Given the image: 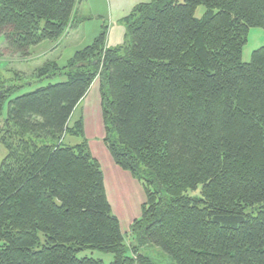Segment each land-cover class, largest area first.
<instances>
[{"label":"trees","instance_id":"trees-1","mask_svg":"<svg viewBox=\"0 0 264 264\" xmlns=\"http://www.w3.org/2000/svg\"><path fill=\"white\" fill-rule=\"evenodd\" d=\"M79 3L0 0V35L27 54L61 39ZM122 21L128 43L107 46L106 26L65 65L37 68L63 82L11 99L0 80V264H106L87 249L161 264L141 252L152 246L172 264H264V46L243 61L264 0H150ZM97 80L104 144L145 194L133 247L84 118L69 125ZM69 133L84 140L67 144Z\"/></svg>","mask_w":264,"mask_h":264},{"label":"rangeland","instance_id":"rangeland-1","mask_svg":"<svg viewBox=\"0 0 264 264\" xmlns=\"http://www.w3.org/2000/svg\"><path fill=\"white\" fill-rule=\"evenodd\" d=\"M92 1L93 0H89V2L86 1L83 2L84 7L91 6ZM115 1L117 0H114L112 3H110L108 0H103V1L98 0L97 2L95 1V4L99 7V10L102 12L101 13L102 17L84 21L83 24L78 26L79 28L77 29V31L73 33L71 32L69 38H65L60 42L54 43V41L46 40L38 45L31 47L30 48L32 49L31 54L29 53L21 54L16 49L9 48L7 46V41L5 36L0 35V80L5 81V83L9 85V87L17 88L16 91L12 94L11 99L19 95H22L24 93L36 90L41 86H46L50 83H58L65 81L66 76H64L63 74H55L53 76L50 77L48 76L41 79L37 73L38 71L37 68L43 66V64L48 60H56L60 63V65H65L68 62V60L73 56V54L76 52V50L92 43L94 39L97 37V35L102 30H104L103 27L105 28L107 26L106 29L107 46L108 45L116 46L118 44H123V41H125L123 31H125L127 28H126V24L118 18L121 16L123 10H126V7H124V9L121 11L116 10ZM135 1H139L140 3V2H149L150 0H135ZM124 12H128V11H124ZM205 12H206V7L204 5H201L197 8L196 15L198 17H203ZM76 33H78V35H81L84 41L81 45L79 44L77 46H75L73 42L70 40L72 35L74 34L76 35ZM261 46H264V29L252 28L249 34L248 43L244 47L243 61L250 62L253 52L256 49L260 48ZM34 54L41 55L39 61L36 60V58L39 57L37 55H35L32 60H29L27 62L21 61L24 57ZM94 85H96L99 88V81L97 80ZM8 104L9 102L6 103L3 117L2 119H0V138L2 135H4L3 120H5L7 116ZM97 107L98 106H95L94 109L91 111L85 108V104H81L78 108H76V110H74L69 121V125L72 127L82 117L84 118V121L85 119L86 121L87 119L89 120L88 132L86 133L85 131L84 138L89 141L90 149L93 150L95 154H98L96 150V144H98L100 141L104 144V137H105L104 124L102 125L103 129H102L101 137H99L100 136L98 134L99 131L98 128L96 127V123L98 122V119L96 118ZM90 113L92 114V117L90 116ZM90 120H92V123ZM84 126H85V122H84ZM84 138L82 136H77L69 133L65 137L64 141L67 144L75 145L82 142ZM7 153H8L7 148L4 146L3 143H1L0 140V165L3 159L6 157ZM98 156L102 158L103 160L102 162L105 165H107V161L105 160V155L103 157V155L99 153ZM137 183L139 184L138 187L141 188L142 187L141 183L139 181H137ZM112 186L114 190L113 193L117 197L118 204L120 205L119 208L123 209V212L127 214V216H124L122 218L120 217L123 224V230L128 232L126 237V244L129 247H133L137 245L138 242L134 238V235H132L129 232V226L131 222L134 220V218L139 217L141 214L140 204L143 201L140 200L139 189L138 188L135 189L133 183L120 177L119 172H118V178H113ZM189 193L195 195L197 191L194 190V191H190ZM141 252L147 255H151V257H153L154 260H156L161 264H172L171 260L165 254V252L157 246H152L150 248H146L145 250L144 248H142ZM79 256L80 257L90 256L96 259H101L106 264H111L114 261V255L112 253H107L105 251L98 249L84 250L81 253H79Z\"/></svg>","mask_w":264,"mask_h":264},{"label":"crops","instance_id":"crops-1","mask_svg":"<svg viewBox=\"0 0 264 264\" xmlns=\"http://www.w3.org/2000/svg\"><path fill=\"white\" fill-rule=\"evenodd\" d=\"M81 2L78 4V6L76 7V10H75V13H74V24H73V27H71L70 29L67 30V32L64 34V36L59 39L58 41L54 42V43H57V42H60L61 40L65 39V38H69L70 37V33L72 32H75L77 31V29L79 28L78 26L83 24L84 21H87V20H91V19H94V18H100L102 17V12L99 10V7L95 4V1L97 2L98 0H93L92 3H91V6H86L84 7V3L83 2H89V0H80ZM83 1V2H82ZM103 1V0H101ZM110 3H112L114 0H108ZM115 8L116 10H123L124 7H126V10H123L121 16L118 18L120 20H122L125 16H127L128 14L131 13V11L134 9V7L136 5L139 4V1H135V0H120V1H115ZM142 3V2H140ZM90 5V4H88ZM112 7V5H111ZM110 11V9H109ZM124 11H128V12H124ZM97 16V17H96ZM104 29V27H103ZM103 31V30H102ZM102 31L99 33L101 34ZM98 34V35H99ZM127 32L126 30L123 31V35L125 37V41H123V44L125 43H128V40H127ZM97 35V36H98ZM73 44L75 46L77 45H81L84 41L82 39V36L81 35H78V33H76V35H72L71 39H70ZM123 44H118L116 46H120V45H123ZM109 47H116V46H110L108 45ZM32 49H30V52L29 54H31V51ZM37 55L39 56L38 58H36V60H40L41 58V55L40 54H34V55H30V56H27V57H24L21 61L22 62H27L29 60H32L33 57ZM48 61H54V60H48ZM39 68V67H38ZM96 82H94L95 84ZM93 84V85H94ZM91 87L90 91L88 92V94L82 99V101H80V103L77 105L76 108H78L81 104H85V108H87L88 110H93L95 106H98L97 107V116L96 118L98 119V122L96 123V127L98 128V131H99V137L102 136V125L104 124L103 123V118H102V109H101V100H100V91H99V88L94 85ZM76 110V109H75ZM90 116L92 117V114L90 113ZM91 123H92V120H90ZM85 131L86 133L88 132V126H89V120L85 119ZM89 137V136H87ZM96 150H97V153L99 154H102L103 157L105 155V160L107 161V165H105L102 161V158H100L98 156V154H95L92 150V153L99 159L100 163L102 164V168L104 170V173H105V182H106V189H107V194H108V198H109V201L112 205V208H113V211L114 213L119 217L120 221H121V224H122V220L121 218L124 217V216H127V214H125L123 212V209H120V205L118 204V199L117 197L114 195L113 193V186H112V183H113V178H118V172L120 173V177L130 181L131 183L134 184L135 186V189L138 188L139 189V193H140V200H142L143 202L140 204V208L142 206V204L144 203V200H145V194L143 192V188L141 187H138L139 184L137 183V181L131 176L130 173L126 172V171H123L122 169H120L114 162V160L112 159L109 151L106 149L105 147V144H103L101 141L96 144ZM104 159V158H103ZM120 170V171H119ZM139 208V209H140ZM141 211V210H140ZM121 217V218H120ZM135 219V218H134ZM122 228H123V224H122Z\"/></svg>","mask_w":264,"mask_h":264}]
</instances>
